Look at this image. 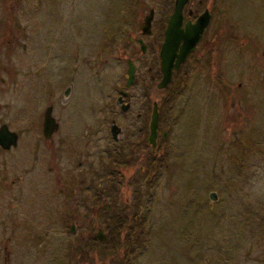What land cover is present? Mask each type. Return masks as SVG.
<instances>
[{
  "label": "flooded vegetation",
  "instance_id": "flooded-vegetation-1",
  "mask_svg": "<svg viewBox=\"0 0 264 264\" xmlns=\"http://www.w3.org/2000/svg\"><path fill=\"white\" fill-rule=\"evenodd\" d=\"M43 1L54 16L57 0H0V110L4 105L9 116L0 114V128L15 139L0 145V219L8 218L7 240L42 242L38 252L47 255L46 242L57 243L59 234L79 244L94 228L98 241L92 214L100 205L89 206V217L80 210V193L95 194L97 176L104 224L132 234L143 229L145 196L158 187L150 182L170 168L171 103L194 70L218 64L225 33L232 35L226 28L239 30L242 10L264 28V0H100L101 18H90L100 28L84 25L88 18L80 24V15L73 28H37L33 16ZM162 54L172 65L159 87ZM81 75L87 89L80 90ZM125 187L130 195L121 199ZM82 219L89 230L76 236Z\"/></svg>",
  "mask_w": 264,
  "mask_h": 264
},
{
  "label": "rangeland",
  "instance_id": "rangeland-1",
  "mask_svg": "<svg viewBox=\"0 0 264 264\" xmlns=\"http://www.w3.org/2000/svg\"><path fill=\"white\" fill-rule=\"evenodd\" d=\"M98 2L57 0L58 11L51 16L52 5L43 1L45 9L35 11L33 23H39L37 28L40 23L43 28H73L80 15V24L88 18L84 25L100 28L96 25L100 22L90 19L101 18ZM105 3L109 5V0ZM245 13L242 10L238 31L226 28L232 35L227 38L225 33L218 64L209 63L202 72L194 70L170 105L166 157L170 168L150 182L158 187L145 196L143 229L132 234L124 226L110 230L104 224L102 216L107 214L100 207L98 189L102 178L97 176L95 194L80 193V210L81 216L89 217V206L100 205L92 218L106 233L103 241L94 243V228L79 244L77 237L62 234V238L58 233L57 243L46 242L49 254L41 255L42 242L24 245L18 236L7 240L8 218H2L0 264H80L82 252L87 258L83 264H264V28H255ZM16 23L23 28L24 18ZM220 71L216 77L214 73ZM84 88L87 81L81 75L80 90ZM221 88L225 97L217 91ZM0 114L8 118L7 107L2 105ZM12 153L6 152L5 158ZM127 188L121 199L130 195ZM211 191L216 192L214 201L208 198ZM86 225L82 219L76 236L89 230ZM4 246L11 248L7 256ZM52 253L58 256L55 262Z\"/></svg>",
  "mask_w": 264,
  "mask_h": 264
},
{
  "label": "water",
  "instance_id": "water-1",
  "mask_svg": "<svg viewBox=\"0 0 264 264\" xmlns=\"http://www.w3.org/2000/svg\"><path fill=\"white\" fill-rule=\"evenodd\" d=\"M164 51L167 52V48H164ZM263 55H264V50H263ZM167 55L162 54V63H161V70H162V79L161 82L159 83V87H164L166 82L169 80L170 77V71H171V62L169 59L166 58ZM153 117H152V123L150 125V129L153 131L155 129L156 126V110L153 111ZM152 141L153 138H150ZM15 142L14 139V133L13 132H9L6 127H2L0 128V145L4 148H7L10 146V144L12 145V143ZM208 198L211 201H214L217 199L216 196V192L211 191L208 194ZM94 238L97 239L98 241H103L105 239V233L103 232L101 227L97 228V231L94 235ZM108 264V263H106Z\"/></svg>",
  "mask_w": 264,
  "mask_h": 264
},
{
  "label": "trees",
  "instance_id": "trees-1",
  "mask_svg": "<svg viewBox=\"0 0 264 264\" xmlns=\"http://www.w3.org/2000/svg\"><path fill=\"white\" fill-rule=\"evenodd\" d=\"M97 242H99V241H97ZM82 255H83V257H81V262H79L80 264H83V262L85 263L87 261V258H86V255L84 252H82Z\"/></svg>",
  "mask_w": 264,
  "mask_h": 264
}]
</instances>
